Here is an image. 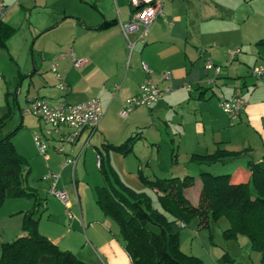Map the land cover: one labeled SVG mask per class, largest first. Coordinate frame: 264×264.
Returning <instances> with one entry per match:
<instances>
[{"label":"crops","instance_id":"1","mask_svg":"<svg viewBox=\"0 0 264 264\" xmlns=\"http://www.w3.org/2000/svg\"><path fill=\"white\" fill-rule=\"evenodd\" d=\"M5 6L0 22V120L9 116L0 124V137L10 132L7 123L15 113L18 129L30 126L25 130L30 146L13 144L29 162L26 184L40 200L38 231L61 249L87 264H133L115 223L94 198L95 187L104 183L98 149L106 141L117 144L138 134L126 154L102 151L105 163L125 185L144 193L149 188L140 176L191 175L194 182L184 195L193 205L200 193L199 173H231L234 182H245L247 163L264 159V76L252 74L254 66L264 64V0H165L144 38H139L141 29L129 34L131 50L119 25L134 10L129 0H5ZM69 52L85 59L83 64L74 67L68 56H61ZM207 60L219 72L207 69ZM53 62L65 89L58 87ZM143 63L151 69L153 82L171 90L122 118L119 110L146 76ZM166 71L169 79L164 78ZM237 88L246 104L231 122L220 100ZM35 97L52 104L96 97L103 117L96 128L83 129L66 142L62 137L70 128L55 130L23 111ZM36 134L47 144V159L32 144ZM218 149L241 153L212 163L190 160L193 153ZM68 156L76 158L74 166L62 164ZM95 164L100 176L90 175ZM50 171L59 175L57 187L67 193L68 207L48 193L50 181L44 176ZM33 206L27 197L4 201L0 247L25 234L24 216Z\"/></svg>","mask_w":264,"mask_h":264},{"label":"trees","instance_id":"2","mask_svg":"<svg viewBox=\"0 0 264 264\" xmlns=\"http://www.w3.org/2000/svg\"><path fill=\"white\" fill-rule=\"evenodd\" d=\"M8 116L6 113L0 124ZM19 127L0 137V207L7 198L17 197L33 199L34 206L24 216L22 228L25 234L1 244L0 264H87L38 231L36 216L40 200L37 192L26 184L29 162L17 152L12 142ZM137 137L135 134L117 144L107 141L102 144L98 152L104 183L94 189L96 204L115 223L132 263L207 264L180 250L179 229L181 224L186 226L195 218L198 226L209 227L225 214L230 224L223 230V236L226 239L245 236L250 249L260 254L259 261L264 264V159L247 163L249 178L245 182H234L231 173H199L200 193L196 205L184 195V189L194 182L193 176L154 179L140 176L145 186L155 189L161 207L159 211L151 206L149 196L125 185L103 160L102 151L128 153ZM240 153L218 149L203 155L193 153L190 160L212 163ZM217 261L219 264L235 263L226 252Z\"/></svg>","mask_w":264,"mask_h":264},{"label":"built area","instance_id":"3","mask_svg":"<svg viewBox=\"0 0 264 264\" xmlns=\"http://www.w3.org/2000/svg\"><path fill=\"white\" fill-rule=\"evenodd\" d=\"M164 1L165 0H129L134 11L128 21L120 22L119 25L121 33L130 50L133 48L134 42L129 39V34L141 29L139 38H144L152 21L157 16L162 14ZM6 11L5 0H0V20L3 19ZM64 55L71 59L74 67H79L85 61L83 58L75 57L72 52L61 54V56ZM205 67L207 69H212L215 72H219L220 70L218 66L214 65L209 60L206 61ZM143 69L146 76L139 85V91L127 98L119 110V116L122 118H126L139 106L151 105L171 90L168 86L161 88L152 81L150 77L151 69L147 66V64L143 63ZM51 70L55 73L57 79L59 80L58 87L60 89H65L63 77L57 71L55 62L51 64ZM252 74L257 78L264 76V64L254 66L252 68ZM163 75L165 79H169L171 76L168 71L164 72ZM245 104L246 101L243 97L241 89L239 88L235 89L231 96L220 100V107L231 122L238 120ZM23 111L37 117L44 124L55 130H58L62 126L70 128L71 131L62 137V140L66 142H73L83 129L96 128L104 113L101 101L96 97L88 98L84 101L76 103H69L64 100H60L54 104L44 98L35 97L28 100V106ZM33 139L38 152L47 159V144L37 134L34 135ZM59 150L62 151L61 148ZM75 163L76 158L68 156L62 164H71L74 166ZM58 177L59 175L53 171L48 172L44 176L45 179L50 181L48 193L55 196L66 207H68L69 198L67 193L63 189L57 187ZM67 213L69 217H73L71 212L68 211ZM181 226L183 227L184 225L181 224Z\"/></svg>","mask_w":264,"mask_h":264},{"label":"rangeland","instance_id":"4","mask_svg":"<svg viewBox=\"0 0 264 264\" xmlns=\"http://www.w3.org/2000/svg\"><path fill=\"white\" fill-rule=\"evenodd\" d=\"M128 51L130 53V50ZM11 104L12 106L14 104L16 110L17 106L13 100H11ZM19 124V117L15 113V116L13 115L8 120L7 127L12 131ZM29 127L30 126H24L21 129L16 130L12 136V142L16 145L30 146V141L28 140L27 132L25 131L28 130ZM31 141L32 144H34L32 139ZM36 154L39 153L37 152ZM212 171H215V169L213 168ZM34 173L35 172L30 173V180L34 177ZM92 173L93 176H100L96 164L90 175H92ZM145 194L149 196L151 206L161 211L158 195L155 192V189L154 191L149 189V192H145ZM197 222V218L192 219L186 226L179 229V247L183 253L199 257L207 264H219L217 260L224 252H228L229 256L235 260L234 264H260L258 252L250 249L249 240L245 236L238 235L234 239H226L223 236V230L230 224L225 214L221 215L215 222L210 223L209 227L198 226Z\"/></svg>","mask_w":264,"mask_h":264}]
</instances>
